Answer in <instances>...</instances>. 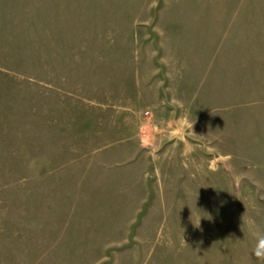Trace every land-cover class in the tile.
<instances>
[{"label":"rangeland","instance_id":"obj_1","mask_svg":"<svg viewBox=\"0 0 264 264\" xmlns=\"http://www.w3.org/2000/svg\"><path fill=\"white\" fill-rule=\"evenodd\" d=\"M251 221L264 0H0V264H264Z\"/></svg>","mask_w":264,"mask_h":264},{"label":"clouds","instance_id":"obj_2","mask_svg":"<svg viewBox=\"0 0 264 264\" xmlns=\"http://www.w3.org/2000/svg\"><path fill=\"white\" fill-rule=\"evenodd\" d=\"M193 123L194 122H187V127L191 131H192ZM250 227H251L252 235L255 239V245L251 251V254L256 259L264 261V230H260L258 226L255 225V221L250 222Z\"/></svg>","mask_w":264,"mask_h":264},{"label":"crops","instance_id":"obj_3","mask_svg":"<svg viewBox=\"0 0 264 264\" xmlns=\"http://www.w3.org/2000/svg\"><path fill=\"white\" fill-rule=\"evenodd\" d=\"M240 4V3H239ZM237 4V9L236 11L238 12L240 10V15L239 16H236L235 18L238 19V20H241V21H244L246 18V15H245V11H244V6L242 4Z\"/></svg>","mask_w":264,"mask_h":264}]
</instances>
